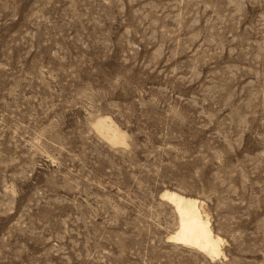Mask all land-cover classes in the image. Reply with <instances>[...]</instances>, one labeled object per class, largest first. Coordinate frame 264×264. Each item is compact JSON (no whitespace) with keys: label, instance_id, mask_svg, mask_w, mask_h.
<instances>
[{"label":"rangeland","instance_id":"rangeland-1","mask_svg":"<svg viewBox=\"0 0 264 264\" xmlns=\"http://www.w3.org/2000/svg\"><path fill=\"white\" fill-rule=\"evenodd\" d=\"M0 264H264V0H0Z\"/></svg>","mask_w":264,"mask_h":264},{"label":"bare ground","instance_id":"bare-ground-1","mask_svg":"<svg viewBox=\"0 0 264 264\" xmlns=\"http://www.w3.org/2000/svg\"><path fill=\"white\" fill-rule=\"evenodd\" d=\"M92 123L112 143L127 144V132L111 116L101 115ZM162 195L177 213V228L170 234V240L196 248L211 258L225 254L222 247L225 239L214 230L210 216L202 207L203 200L168 188Z\"/></svg>","mask_w":264,"mask_h":264}]
</instances>
